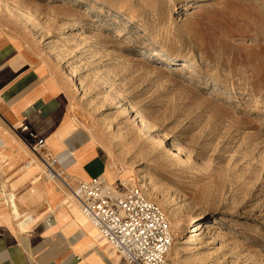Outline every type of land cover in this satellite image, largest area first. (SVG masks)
<instances>
[{"label": "rangeland", "instance_id": "rangeland-1", "mask_svg": "<svg viewBox=\"0 0 264 264\" xmlns=\"http://www.w3.org/2000/svg\"><path fill=\"white\" fill-rule=\"evenodd\" d=\"M16 1L114 177L166 210L170 258L264 264V0Z\"/></svg>", "mask_w": 264, "mask_h": 264}, {"label": "crops", "instance_id": "crops-1", "mask_svg": "<svg viewBox=\"0 0 264 264\" xmlns=\"http://www.w3.org/2000/svg\"><path fill=\"white\" fill-rule=\"evenodd\" d=\"M15 2L0 0V264H127L26 142L43 138L70 176L118 178L58 69L14 22Z\"/></svg>", "mask_w": 264, "mask_h": 264}, {"label": "built area", "instance_id": "built-area-1", "mask_svg": "<svg viewBox=\"0 0 264 264\" xmlns=\"http://www.w3.org/2000/svg\"><path fill=\"white\" fill-rule=\"evenodd\" d=\"M26 142L43 161L47 177L64 186L127 264H176L170 258L175 234L169 216L142 187L121 177L111 184L103 176L91 180L70 176L57 168L56 157L42 153L43 138Z\"/></svg>", "mask_w": 264, "mask_h": 264}, {"label": "bare ground", "instance_id": "bare-ground-1", "mask_svg": "<svg viewBox=\"0 0 264 264\" xmlns=\"http://www.w3.org/2000/svg\"><path fill=\"white\" fill-rule=\"evenodd\" d=\"M174 6H178V0H176L175 2H174ZM82 20L83 19H81V20H78V21H76V22H74V27H78V26H80L81 25V23H82ZM64 31L62 32V33H65V32H69V30H68V28H69V25L68 24H66V25H64ZM157 56H159V58H162V59H169V57L167 56V55H165V54H163V53H158V54H156ZM184 64V65H187L188 63L187 62H185V61H182L181 62V64ZM121 105H119L118 107L119 108H125V110L128 112L129 111V108H128V105H127V103H125L124 101H122L121 103H120ZM136 119L137 120H139V121H141V123H142V125H143V127L144 128H146L147 130H150V127H149V125H148V123H146V121H144V120H142L141 119V117L138 115V114H136ZM143 187H145V185L143 184L142 185ZM147 196L148 197H150L151 195H152V191H147ZM81 211V210H80ZM82 212V211H81ZM179 224H182V222H180ZM204 226V227H203ZM214 227H213V225H211V223L210 222H205V223H203L202 224V227H200V232L198 233V236H197V238H196V240L195 241H199V240H202V238H203V235H205V234H207L211 229H213ZM190 241V239H187L185 242H184V244H186L187 242H189ZM192 241V240H191Z\"/></svg>", "mask_w": 264, "mask_h": 264}]
</instances>
